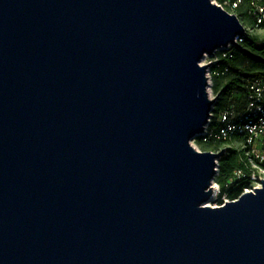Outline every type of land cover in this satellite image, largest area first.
<instances>
[{
	"label": "water",
	"instance_id": "95a60500",
	"mask_svg": "<svg viewBox=\"0 0 264 264\" xmlns=\"http://www.w3.org/2000/svg\"><path fill=\"white\" fill-rule=\"evenodd\" d=\"M213 0H0V264H264L263 186L221 206Z\"/></svg>",
	"mask_w": 264,
	"mask_h": 264
},
{
	"label": "built area",
	"instance_id": "2783aa9c",
	"mask_svg": "<svg viewBox=\"0 0 264 264\" xmlns=\"http://www.w3.org/2000/svg\"><path fill=\"white\" fill-rule=\"evenodd\" d=\"M214 2L231 14L237 15L246 27L245 36L236 39L239 46L249 34L248 30L264 31V0H214ZM244 16L250 19L252 24L250 28L243 21ZM232 47L237 45L230 44L215 53L222 51L223 56H226ZM217 61L218 56L212 64ZM244 85L246 96L241 106L237 104L226 106L217 116L216 121L219 125L209 127L207 125L204 133L200 135L203 142L232 140L231 144L217 149L218 152L228 147H236L245 152L244 167L235 170L230 180V183H245L243 191L231 199L228 194L222 195L220 186L214 183L213 197L216 196L217 199L220 197L221 205L238 199L244 193L255 191L263 186L264 181V75L247 77L244 79Z\"/></svg>",
	"mask_w": 264,
	"mask_h": 264
},
{
	"label": "trees",
	"instance_id": "16d2710c",
	"mask_svg": "<svg viewBox=\"0 0 264 264\" xmlns=\"http://www.w3.org/2000/svg\"><path fill=\"white\" fill-rule=\"evenodd\" d=\"M222 53V51L217 53L218 61L212 65V73L215 77L227 75L230 80L222 87L221 94L214 105L215 121H212L210 126L219 125L216 121L217 116L226 106L232 104L241 106L246 96L245 78L253 75H264V38L261 39L257 35L247 34L241 46L232 47L226 56H223ZM248 61L256 62L263 69L256 72L245 70L244 65ZM234 91L238 92L234 93ZM198 142L201 145L206 144L219 149L224 145L231 144L232 140L203 142L202 137L199 136ZM245 158L244 150H239L236 147L226 149V154L219 162V170L215 178L222 195L228 194L233 199L243 191L245 183H230V180L235 170L244 167L243 161ZM218 200L221 201L220 197Z\"/></svg>",
	"mask_w": 264,
	"mask_h": 264
},
{
	"label": "rangeland",
	"instance_id": "374dc122",
	"mask_svg": "<svg viewBox=\"0 0 264 264\" xmlns=\"http://www.w3.org/2000/svg\"><path fill=\"white\" fill-rule=\"evenodd\" d=\"M243 21L245 22L246 26H248L249 28L251 27L252 24H251V21L248 18V16H244L243 17ZM248 33L249 34H252V35H257L261 39L264 38V31L248 30ZM216 55H217L216 53H215L214 56H209L208 54H206L203 57V59L201 60V64L202 65L209 64V69H208L209 87H208V90H209V94H210V97L211 98H215V97L220 96L222 87L225 85V83H227L230 80V77L227 76V75H224V76H221V77H215L212 74V65H213L212 63L215 61ZM244 69L247 70V71L256 72V71H261L263 68L261 66H259L254 61H248V62L245 63ZM214 107L215 106H213V109H214ZM214 115H215V112L213 110L212 111V116H211L210 122L208 124V127L210 126V123L212 121H215ZM191 143L193 144V146H195V148H197L200 151H213V152H218L217 149H215L214 147H212L210 145H206V144L201 145L198 142V137H196V139L193 140ZM218 170H219V167H218ZM214 183H217V182L214 180ZM206 204L207 205H211V206H220L221 205V201H219L217 199V197L214 196Z\"/></svg>",
	"mask_w": 264,
	"mask_h": 264
}]
</instances>
